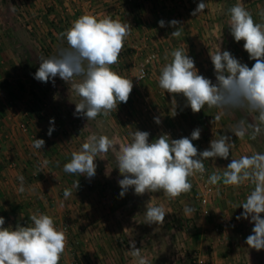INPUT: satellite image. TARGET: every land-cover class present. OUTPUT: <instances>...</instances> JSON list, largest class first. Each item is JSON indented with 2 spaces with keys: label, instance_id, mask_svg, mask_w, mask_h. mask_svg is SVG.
<instances>
[{
  "label": "crops",
  "instance_id": "crops-1",
  "mask_svg": "<svg viewBox=\"0 0 264 264\" xmlns=\"http://www.w3.org/2000/svg\"><path fill=\"white\" fill-rule=\"evenodd\" d=\"M141 1L139 2L140 7H135L133 4L125 6L123 17L112 16L113 19L127 22L132 29L125 43L129 44L134 38L143 34V32H140L139 27H133L132 21L134 19L140 18L144 26L149 29L147 33L149 32L151 36H154L152 12L162 2L161 0ZM162 1L164 5H167L168 10H171L170 12L175 11L181 15L177 27H181L182 35L177 39L176 44L173 43L171 49L162 51L160 62L152 66L149 79L152 78L158 82L160 69L167 62L165 60L166 53H170L174 48H186L187 54L195 62L198 74L216 83L214 66H211L209 54L211 51L207 47L211 40L207 37L211 35L207 32L204 34L203 31L210 24L206 19L215 20L213 23L215 27L221 23V20L219 21V11L224 7V3L222 0H204L207 3V8L203 13L193 16L192 12L201 0ZM243 1V5L251 2L250 0ZM33 2L32 6L24 4L20 7L24 15H29V17L24 16L23 21L32 19L35 31L32 41L39 49L41 45L49 46L50 55L53 56L59 48L67 47L66 40L60 34L70 28L73 21L82 16L78 15L81 9L83 10L89 6L86 2V6L80 7L78 4L75 5L76 3L72 0H33ZM113 6H115L114 3L112 6H108V11H113ZM244 7L250 13L252 9L255 13L258 11L259 21L264 22V18H261L258 14L261 10H264V0L256 2V5H253L252 8L249 6ZM224 8L226 11L225 20L229 21L228 9L230 7L227 10L226 7ZM186 11L191 14L189 18L183 14ZM20 20L22 21V18ZM217 30L216 33L219 32ZM24 38L28 40L27 37ZM223 39H219L222 45ZM5 43L6 40L0 37V91L3 92L4 98L6 97L5 100H0V217L5 219L4 227L14 228L18 219H29L30 214L37 211L52 216L55 222H60L62 217L69 218L72 232L67 237V246L62 259L64 264H76L75 248L71 240L73 233H78L75 239L80 240L82 243L83 253L76 256L79 261H87V264H136L134 259L129 261L121 259L120 252L123 251V247L121 238L117 239L123 233L119 224L120 216H118L117 210L113 212L111 210L116 203L115 197L84 194L82 190H79L81 193H73L67 199L64 197L66 188H72L74 192L75 189L72 186L78 179L87 187L95 186V181L85 175L79 176L63 171V165L70 161L71 153L78 151L86 140V135L78 133V130L82 131V128H78L76 125L78 121L84 122L82 114H75L76 103L79 102L80 98L78 96V98L73 97L76 94L71 90L70 85L59 76L54 78V83L51 79L49 82L43 83L34 78V74L39 68V59L44 56L42 50L38 52L39 58L33 62L26 51V47L20 46L17 52L14 53L10 46L5 45ZM18 43L22 44L20 40H18ZM241 52L243 54L237 52L232 55L242 64H246L243 58L249 55L244 48ZM137 60L138 54L130 50V53L120 55L118 63L111 67L121 76L125 73L133 74ZM120 64H127L122 72L119 69ZM134 91L132 90L133 93H137V90ZM148 91L150 89H144L145 93ZM177 101V97L176 100L172 99L171 101L174 110L178 106ZM126 106L127 104L122 105L119 103L117 110L113 112V118L110 115L107 117L101 115L98 118H101L98 123L102 127L104 124H111V121L114 122L112 127L113 131L116 132L114 134L115 138L118 135L121 136L117 127L119 124L122 126L123 119L126 127H129L132 123L137 126L141 121L137 116L138 112L136 110H138V107L134 108L133 102L129 104L130 114L128 115L124 110ZM147 106L150 110L155 108L151 109L150 105ZM217 111V109H209L207 106L198 113L190 111L191 119L186 121L191 127L189 129L191 133L196 128L201 130L198 139L200 140L198 147H200L201 152L209 149L210 141L218 135L230 136L231 142L234 144L231 149L232 154L230 152L227 160L219 157L214 160H205L208 176L213 172L222 173L223 168L227 167L232 158L253 154V147L247 140V136L244 139H239L229 131L232 124L235 123L231 120V116H224L219 121L214 120ZM168 114L172 115L171 113ZM151 115L149 113V116ZM126 117L128 120H125ZM52 118H54V131L49 136L48 130L51 126L49 122ZM22 121L27 122L28 130L31 134L33 133V138H28L29 136L26 133L19 131L17 126H14V124ZM146 123L149 126L152 124V119H149ZM133 129L136 130V128ZM106 134L109 135V133ZM34 139H43L45 141L44 147L42 149L34 148L32 146ZM104 156L105 153L100 155L103 161ZM11 163H14V165H11ZM94 163L96 170H98L97 162L94 161ZM103 170H106V168ZM31 172H35V177H30ZM20 176L24 177L23 186L25 191L23 193L18 191L20 187L18 177ZM84 180L86 182H83ZM100 183H104V179ZM217 186L218 191L211 201V213L207 217H203L195 211L191 215H185L183 209L186 205L192 207L191 201L187 197L178 200L183 208L180 216L192 217L196 221L195 223L198 222L201 225L198 248H204L202 238L206 236L204 241L211 250L209 251L211 260L209 264H264V249L256 251L249 248L245 242L246 238L252 234L254 224L250 223V218L249 220L236 219L243 212V208L238 205L244 201L251 190V186L245 184L239 188H234L224 186L222 183ZM162 202H165V200ZM166 202L164 204H167ZM86 205L90 208L84 210L83 206L86 207ZM165 212L166 217L168 213L166 210ZM136 213L132 216H136ZM261 216L264 218V213ZM214 223H218L216 228L220 230L219 233H214L212 229ZM135 230H138V228ZM154 231H156V226L151 227L150 232H148L150 236L147 237L146 241H149V238L151 239V235L157 237V233ZM130 232L133 233V230L130 229ZM216 241L219 243L217 247ZM146 245L148 246L147 251L149 249L153 250L148 244ZM147 259L149 264H167L160 260ZM183 263L179 262L178 264Z\"/></svg>",
  "mask_w": 264,
  "mask_h": 264
},
{
  "label": "clouds",
  "instance_id": "clouds-1",
  "mask_svg": "<svg viewBox=\"0 0 264 264\" xmlns=\"http://www.w3.org/2000/svg\"><path fill=\"white\" fill-rule=\"evenodd\" d=\"M206 8L207 3L201 0L192 15L201 14ZM258 14L264 18V10ZM228 15L231 35L236 42L244 41V50L249 59L255 61L252 67L219 48L215 53H209L216 75V83H213L198 74L186 48H174L165 54L167 62L160 69L158 86L164 93L182 95L193 113L206 106L217 109L215 121L236 112L244 113L229 131L239 139L247 136L255 140L264 132V22H256L242 3L231 6ZM169 25L176 27L170 37L179 39L182 33L181 27H177L178 21L172 20ZM159 26L165 27V21H159ZM131 31L127 22L109 15H82L60 34L67 47L59 48L53 56L40 57L34 78L43 83L51 79L54 83V78L59 76L80 98L75 114L86 116L88 121L101 115L107 117L117 110L119 103L128 101L133 89L132 79L121 76L111 67L118 63ZM137 79L141 80L142 75ZM155 122L159 124L160 119L155 118ZM49 123L48 135L51 136L54 118ZM200 134L201 130L196 128L191 138L171 139L164 134L150 143L148 132H131L130 142L120 147L116 154L117 168L123 177L118 181L120 196L123 197L130 188L136 195L162 192L168 199L190 192V177L205 173L204 161L217 157L227 160L234 146L230 136L218 135L210 141L209 149L198 152L192 141L198 140ZM113 143L106 135L89 136L78 151L71 153L63 171L93 178L95 159L107 153ZM44 145L43 139L33 140L32 146L36 149H42ZM223 169L222 173L213 172L208 183H222L234 188L245 184L251 186L244 201L238 205L243 212L236 219L250 218L254 227L245 242L249 248L260 251L264 249V218L261 216L264 213V152L232 158ZM18 179V191L23 193L24 177ZM72 187L76 190L79 181H75ZM72 194V188L64 190L65 199ZM183 211L185 215H191L195 210L186 205ZM165 215L162 205L148 203L144 223L163 225ZM29 219L31 224L28 226L18 225L13 229L4 227L5 219L0 217V264H59L67 246L66 231L58 228L54 218L46 213L34 212ZM130 244L129 254L136 264H149L135 241Z\"/></svg>",
  "mask_w": 264,
  "mask_h": 264
},
{
  "label": "rangeland",
  "instance_id": "rangeland-1",
  "mask_svg": "<svg viewBox=\"0 0 264 264\" xmlns=\"http://www.w3.org/2000/svg\"><path fill=\"white\" fill-rule=\"evenodd\" d=\"M141 0H133L132 2H117L115 0H72V2L76 3L75 5L86 6L85 3L87 2L88 8H84L83 10L79 12L78 15H85V14H96L97 17H103L105 15L113 16L117 15V17H123L125 13V6L128 4H133L135 7H140ZM143 1V0H142ZM141 1V2H142ZM145 1V0H144ZM249 1V0H246ZM251 2L244 6H249L250 8L253 7V5H256V2H259L260 0H250ZM161 4L153 9V17H154V25L152 26L154 36H151L150 33L147 31L149 30L147 27L144 26L141 19L133 20L132 25L133 27H139L140 32H143V34H140L137 36V38H134L131 43H124V49L121 52L120 55H124L125 53H130L131 51H134L136 54H138V59L143 57L147 50L150 48H156L158 50V56L159 60L154 64H158L160 62V56L162 54V51L169 50L173 46V43H177V38L170 37L167 39L165 37L167 32H173L175 31L176 27L170 26L169 22L172 20L178 21L181 15H179L177 12L172 11L169 9L167 5L163 4V1L161 0ZM224 3V7H226V10L233 6L236 3H242L243 0H222ZM33 0H0V37H3L6 40L5 45L10 46V48L13 50V52H17L18 48L20 46L26 47V51L31 58V61L35 62L39 58L38 52L42 50L43 57L47 58L50 57V49L49 46L41 45L40 49L37 45L34 44L32 41V37L34 35V27L32 23V19H27L26 21H23V17H29V15H24L22 9H20L21 6L25 5H33ZM114 3L115 6H113V11H108L109 7L112 6ZM109 6V7H108ZM222 7L220 9L219 13V21L220 24L213 25L215 20L206 19L207 22H210L208 27L205 28L203 31L204 34L207 32L211 36L207 37L211 40L208 43V49L210 48L211 53L216 52L219 50L221 51H229L231 54H236L237 52L243 54L241 51L243 50V44L244 41L236 42L234 40V37L231 35L230 27H229V21L226 19V11L225 8ZM122 10V11H119ZM224 12V14H223ZM254 12V9H252V16L256 20V22L259 21V16ZM183 14L186 15V17H190V13L183 12ZM221 14V15H220ZM22 18V21L20 20ZM162 18H167L168 23L165 27L159 26V21H161ZM218 26V28H217ZM218 29V30H217ZM216 30L218 33H216ZM184 31V29H183ZM200 31V30H199ZM201 33V32H200ZM24 37H27L25 39ZM220 38L223 39V45ZM8 39V40H7ZM18 40L22 42L18 43ZM25 40V41H24ZM138 40V41H137ZM152 40V41H151ZM180 41V40H179ZM4 45V44H3ZM4 45V46H5ZM45 46V47H44ZM248 60V62H247ZM243 61L247 65L252 67L254 64L253 60L249 59V56H245L243 58ZM242 61V62H243ZM33 64V63H32ZM34 65V64H33ZM32 65V66H33ZM153 65V66H154ZM127 64H120L119 69L122 72V69L126 67ZM211 66H213L211 62ZM152 68V67H151ZM212 68V67H211ZM151 71V69H150ZM149 75L138 85H135L133 87V91L137 90V93H133L131 91V94L129 96V99L126 103L121 102L122 105L127 104L125 107V113L128 115L130 114L129 111V104L132 102L134 103V108L138 107V110H136L137 116L141 119V121L136 126L135 123L130 124L129 127H126V123L124 119L122 120V123L120 126L117 127V130H120L119 133H121V136L118 135L117 138H115V133L113 131L112 125H114V122L111 121V124H104L103 127L101 124H99L98 119L101 116H98L95 120H87L86 116H83L84 122L78 121L76 122V125L78 128H82V131L78 130V133L80 135L84 134L86 135V140L91 135H106L110 139L113 140V147L109 149L107 153H105L104 161L103 159L98 156L95 161L97 162V168L95 176L91 178V180L95 181L94 187H87L82 184V182L79 181V186L76 190H74V194L81 193L79 190H82L84 194H96V195H102L103 197H115L116 203L113 205V208L111 209L113 211H118V216H120V227L123 231L122 236L117 237L121 238V244L123 247V251H121L119 254L121 255V259H125L126 261H129L133 259V257L129 254V250H131V244L130 241H135V245L138 249H141V254L150 259L160 260L163 263L167 264H178L181 263H192L193 255L200 254L204 255L206 258V264L210 263V254H209V245L206 244L204 236L202 245L204 246L203 249L198 248V241L200 240V230L201 225L194 220L192 217H181L180 214H182V206L180 202L178 201L181 198H189L191 201V205L194 208L195 212H199L198 203H197V197H198V187L196 183L195 176L190 177V182L192 183V189L190 192L182 194L180 197L175 199H168L162 192H156V193H145L143 195H136L133 188H130L127 193L121 197L120 192L121 188L119 186L118 181L122 179L123 177L120 175L119 170L117 168V159L116 154L120 147H122L124 144L130 142V133L134 131L133 128H136V130L140 131H146L149 135V142H153L155 139H158L163 132V129L165 127H172L175 131L183 133L185 136L191 138V132L189 129L188 119H191V115H189L192 111L190 107L186 106V99L182 95H177L178 101L176 104L178 105L176 107V113L175 110L171 106V101L176 100L175 95L169 94L167 92L164 93L162 89L159 88L158 82L155 79H149ZM137 87V88H136ZM136 88V89H135ZM140 88V89H138ZM150 89L148 92H144V89ZM1 92V91H0ZM135 92V91H134ZM136 94V95H135ZM73 97L78 98L76 95ZM72 97V98H73ZM175 97V98H174ZM4 95L0 96V100H5ZM168 99V100H167ZM73 100V99H71ZM151 106V109H149V106ZM153 111L154 113H152ZM149 113L152 114L149 116ZM166 113V115H164ZM168 113H175V114H168ZM114 113H111L110 116L113 118ZM169 115V116H168ZM81 118V119H82ZM155 118L160 119V123L157 124L155 122ZM201 118H203L201 116ZM149 119H152V124L149 126L147 125L146 121ZM83 120V119H82ZM111 120V119H110ZM125 120H128L126 117ZM79 123V124H78ZM13 124V123H12ZM18 124H14V126H17ZM188 125V126H187ZM84 128V129H83ZM150 129V131H148ZM20 131V130H19ZM106 133H109L107 135ZM33 134V133H32ZM83 138V137H82ZM86 140L84 142H86ZM247 140L250 142L251 146L253 147V153L254 152H264V132H262L255 140H251L247 137ZM194 146L197 147L198 152L200 151V147H198V143L200 140H193L192 141ZM102 159V160H101ZM205 162V161H204ZM205 165L207 167V164L205 162ZM106 168V170H103ZM208 171V168H207ZM30 177H35V172H31ZM209 178V176H208ZM104 179V183H100L101 180ZM83 182H86L84 180ZM103 185V186H102ZM218 191V189H217ZM217 193V192H216ZM215 193V194H216ZM215 197V195H214ZM167 204H164L165 202ZM148 203H152L153 205H162L164 209L167 211L168 216L165 217V221L163 225L158 224H147L144 223V211ZM90 206L86 205L83 206L84 210L89 209ZM168 208V209H166ZM135 212H137L136 216H132ZM201 215V213H200ZM202 216V215H201ZM207 217V216H203ZM26 220H29L28 218H25L24 220L18 219L16 226L14 225L15 229L18 225L19 226H28L26 224ZM119 220V219H118ZM184 221V222H183ZM58 228H62L66 231L67 237L72 232V226L71 221L68 218L62 217L61 221L55 222ZM31 224V221H30ZM91 224V223H89ZM88 224V225H89ZM218 223H214L213 225V231L214 233H219L220 230H216L215 228ZM156 226V232L157 237H153L151 235V239L149 238V241H146L147 237L150 236L148 232H150L151 227ZM150 227V229H149ZM138 228V230H135ZM130 229L133 230V233L130 232ZM153 231V230H152ZM151 231V232H152ZM128 232V233H127ZM127 234V235H126ZM78 233H73L72 237V244L75 248V260L76 264H87V261L78 260L76 257L77 255H82L83 248H81V241H77L75 239V236H77ZM216 240V239H215ZM147 242V243H146ZM217 242V241H216ZM148 244L150 247L153 248L149 249L147 251ZM218 242L216 247L218 246ZM211 245V244H210ZM64 254V253H63ZM61 256L59 264H64L62 262V259L64 256ZM183 263V264H184Z\"/></svg>",
  "mask_w": 264,
  "mask_h": 264
},
{
  "label": "built area",
  "instance_id": "built-area-1",
  "mask_svg": "<svg viewBox=\"0 0 264 264\" xmlns=\"http://www.w3.org/2000/svg\"><path fill=\"white\" fill-rule=\"evenodd\" d=\"M115 1L125 3V2H132L133 0H115ZM161 20L165 21V26H166L168 23V19L162 18ZM165 35H166L165 37H167L168 39L171 36V32H167ZM158 58H159L158 50L156 48L149 47L147 53L143 57L137 60L135 65V72L133 74L125 73L122 76L132 79L133 84H138L142 82L149 75L151 67L159 60ZM141 75H142V79L138 80L137 78L141 77ZM1 95H3V92H0V96ZM17 128L21 132L26 133L29 136L28 138H33V134H31L28 130L26 121L19 122ZM164 134L169 135L171 139H179V138L187 137L183 133L175 131L172 127H165L162 132V135ZM11 165H14V163L13 164L11 163ZM195 179L198 187L197 203H198L199 211L202 216H209L211 213V201L213 196L217 192L218 186L211 185L208 183L207 167L205 173L203 175L196 174ZM26 224H30V221L26 220ZM192 263L206 264V258L204 255L195 254L193 255Z\"/></svg>",
  "mask_w": 264,
  "mask_h": 264
},
{
  "label": "trees",
  "instance_id": "trees-1",
  "mask_svg": "<svg viewBox=\"0 0 264 264\" xmlns=\"http://www.w3.org/2000/svg\"><path fill=\"white\" fill-rule=\"evenodd\" d=\"M243 115H244V113L236 112V113H234L233 115H230V116H231V120L233 122H235L236 120H238L239 118H241Z\"/></svg>",
  "mask_w": 264,
  "mask_h": 264
}]
</instances>
